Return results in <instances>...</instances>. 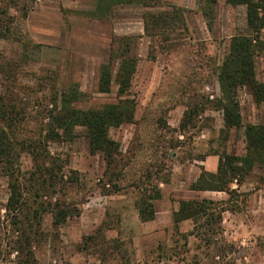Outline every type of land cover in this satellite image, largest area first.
I'll return each instance as SVG.
<instances>
[{
    "label": "rangeland",
    "instance_id": "obj_1",
    "mask_svg": "<svg viewBox=\"0 0 264 264\" xmlns=\"http://www.w3.org/2000/svg\"><path fill=\"white\" fill-rule=\"evenodd\" d=\"M203 7L201 0H133L100 15L95 0H0V97L16 93L32 116L38 110L32 111L34 105H40L39 111L51 109L54 86L78 87L82 96L73 103L75 109L115 103L124 43L136 60L127 92L135 102L134 120L108 133L122 156L120 191L101 194L99 180L110 170L103 154L89 155L85 128L49 142L50 153L67 160L65 172L80 175L84 188L67 190L66 196L84 197L80 214L59 227L50 215L43 216L40 241L32 242L29 254L16 251V236L5 226L9 190L0 174V264H264L260 170L254 168L239 186L232 184V198L191 190L203 170L200 159L223 152L243 156L244 127L264 125V103L255 104L244 87L237 91L242 127L230 129L228 137L222 133L217 69L230 39L249 32L245 7L216 0L209 26ZM172 8L182 11L183 26L159 29V36L145 34L144 13ZM260 39L264 44V29ZM254 63L256 80L264 83L263 52H257ZM103 66L109 67V93L97 92ZM187 105L197 113L181 130ZM26 122L31 129L32 121ZM21 162L23 170L30 168L29 156L24 154ZM154 188L160 190L158 200L149 198ZM201 199L227 209L221 214V234L209 246L189 235L190 220L177 229L172 221L180 201ZM149 205L155 218L142 222L139 211Z\"/></svg>",
    "mask_w": 264,
    "mask_h": 264
},
{
    "label": "trees",
    "instance_id": "obj_2",
    "mask_svg": "<svg viewBox=\"0 0 264 264\" xmlns=\"http://www.w3.org/2000/svg\"><path fill=\"white\" fill-rule=\"evenodd\" d=\"M96 12L106 15L112 7L132 4L133 0H95ZM205 7L203 13L209 26L213 20V7L216 0H201ZM232 7H245V22L248 34L235 35L230 39L228 52L217 69L216 80L220 97L217 108L222 111V133L228 137L232 128L242 127V120L237 101V91L248 88L254 103H264V83L256 80L254 57L257 52L264 53V44L260 32L264 29V0H225ZM182 11L172 8V11L144 13L143 23L145 34L159 36V29H171L175 25L183 26ZM118 67V100L100 109L79 110L73 103L82 96L74 84L63 90L52 87L51 109H38L32 116L27 105L21 103L16 93L9 97H0V174L6 178L9 196L4 206L6 228L15 234L13 249L19 252L31 251L32 242H39L43 237L41 222L43 216L50 215L56 227L62 226L67 220L79 216V206L84 197L68 199L67 190H77L79 184L78 172H65L67 160L48 150L49 142L58 141L64 136L70 137L75 127L86 130V140L89 155L103 154L109 174L99 180L101 194L110 196L120 191L118 180L123 177L124 166L120 165V149L116 141L109 137L110 128H118L125 123H132L135 113V102L127 96L132 77L136 70V60L128 53V44H123ZM109 67L100 69L98 93H109ZM18 99V100H17ZM38 106V107H37ZM196 109V108H195ZM187 105L179 128L184 130L197 113ZM31 111V110H30ZM29 118L33 127L27 129ZM42 119V120H41ZM46 123H44V121ZM245 154L231 155L226 152L216 154L218 163L216 172L202 170L198 179L191 185L196 192H220L232 198L235 191L232 184L238 186L254 168L260 170V181L264 185V125H246L244 127ZM30 158L31 166L22 168V156ZM120 157V158H119ZM201 161L203 159H200ZM84 188V187H83ZM109 188V189H106ZM150 199L158 200L160 190L152 189ZM227 211L224 206L210 199L180 201L177 210L172 212L174 227L185 221L192 222L189 235L209 246L213 239L221 234V214ZM142 222L152 221L155 212L152 205L139 211ZM1 219V217H0ZM85 238L84 241H86ZM187 241V236L184 237Z\"/></svg>",
    "mask_w": 264,
    "mask_h": 264
},
{
    "label": "crops",
    "instance_id": "obj_3",
    "mask_svg": "<svg viewBox=\"0 0 264 264\" xmlns=\"http://www.w3.org/2000/svg\"><path fill=\"white\" fill-rule=\"evenodd\" d=\"M217 163H218V158L217 157H210L204 162L201 161V165L203 166V170L214 173L216 172L217 169ZM209 193H220V192H209Z\"/></svg>",
    "mask_w": 264,
    "mask_h": 264
}]
</instances>
